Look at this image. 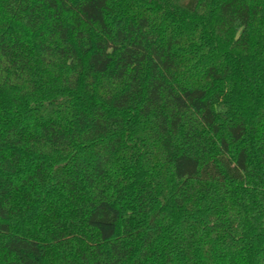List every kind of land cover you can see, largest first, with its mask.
<instances>
[{"label":"trees","instance_id":"16d2710c","mask_svg":"<svg viewBox=\"0 0 264 264\" xmlns=\"http://www.w3.org/2000/svg\"><path fill=\"white\" fill-rule=\"evenodd\" d=\"M0 264H264V0H0Z\"/></svg>","mask_w":264,"mask_h":264}]
</instances>
